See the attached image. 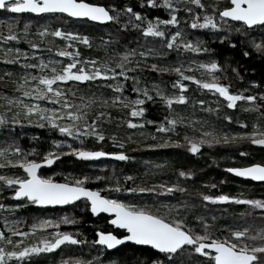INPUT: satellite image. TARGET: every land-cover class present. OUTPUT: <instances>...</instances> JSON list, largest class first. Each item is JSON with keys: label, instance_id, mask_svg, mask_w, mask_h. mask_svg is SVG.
<instances>
[{"label": "snow or ice", "instance_id": "obj_1", "mask_svg": "<svg viewBox=\"0 0 264 264\" xmlns=\"http://www.w3.org/2000/svg\"><path fill=\"white\" fill-rule=\"evenodd\" d=\"M141 9L163 8L167 18L149 17L145 12L135 10L131 3L118 6L116 2L102 3L100 0H0V10L5 13L29 14L32 19H26L22 27L15 20L0 21V60L5 63L19 65L23 75L12 81L11 94L0 93V135L8 141L0 146V169H19V174L0 173V201L5 199L4 193L15 200L8 204L0 202V264H33L34 258L41 255H54L62 246L83 245L86 240L79 228L62 230L61 225H72L81 222V217L74 212H65L56 217L41 216L32 219L26 226L22 218L8 219V213L25 208L29 204L37 206H71L73 209L83 202L82 211H88L92 216L109 214L106 221L111 230L94 227L95 239L91 246V258L83 255L68 257L60 256L53 259L52 264H121L119 258L108 257L111 251L125 242L148 246L153 252L152 258L141 256L138 264H193V257L202 258L200 264H264V197L248 198L243 194L232 195L198 193L203 202L235 203L250 206L245 212L239 213L241 218L253 217L259 223L254 227L251 223L241 226L221 225L215 228L216 217H208L193 213L195 203L188 200L175 199V202L153 200L152 205L130 201L127 198L110 195V193L150 194L152 197L173 196L179 192L184 194L188 189L180 183V178H191V170L178 169L177 179L172 183H158L152 186L135 184V177L119 175H66L60 181L53 175H42V166L52 165L61 156L71 154L83 160L110 157L119 161L135 159L126 151H105L84 147V140L93 138L96 142L111 140L120 149L132 141L133 134L127 139H120L117 133L110 135L103 131L106 123L113 119L109 109H127V118L123 122L132 129H144L153 125L154 130L147 134L139 133L144 139L149 136L157 139L156 133L168 134L161 137V142L144 143L143 148L156 149L163 147H186L187 151L198 154L207 145H239L248 142L250 145L264 146V91L250 92L248 88L234 89L231 81L223 73V66L215 59L201 61L190 59L187 63L177 60L174 66L163 63H148L150 56L166 57L168 52L175 51L179 56L185 51L206 53L211 51L202 40L193 41L181 30L180 12L190 29L226 30L237 32L249 40L251 47L260 55H264V0H227L221 6L219 0H138ZM59 17V23L65 20H86L105 24L111 22L121 29L138 30L144 37L159 38L168 52H160L148 46L141 48L125 47L123 51L111 48L112 40L101 38V44L111 56L102 60L98 56H83L80 45L92 48V38L75 30H65L63 27H48L39 24L42 19ZM35 20L38 24L36 32L30 31V25ZM239 25V27H234ZM172 28L171 32L169 29ZM61 38L63 45L42 48L41 43L47 37ZM27 40L28 49L8 46V42ZM223 42L228 37L219 36ZM243 43V41H241ZM232 47L234 40L229 39ZM43 53H48L45 58ZM249 55L247 50L243 53ZM112 56L118 57L113 60ZM59 57V59L57 58ZM66 58V59H65ZM142 67L164 74L174 73L176 79L171 82L172 91H166L164 86L153 82L151 86L141 83V78L130 73ZM236 69H233L235 72ZM195 72H199L197 76ZM188 73V74H186ZM11 71L0 74V81L12 76ZM243 79V77H239ZM131 80V92L126 95ZM193 82L199 89L206 90L217 99L215 108L207 107L204 99L192 98L193 107L201 106V111L217 113L223 107L237 109L241 112L254 113L255 117L249 128L248 121L237 116L224 114L223 119L235 123L241 130L225 129L209 126L202 117L187 116L177 113L176 105L187 107L190 101L186 94L189 84ZM249 84L256 87L258 82ZM106 88L110 95L97 94L93 90ZM87 88L90 94L82 89ZM234 89V90H233ZM146 102L164 106V116L160 120L147 119ZM240 102V103H238ZM10 114V115H9ZM135 118V119H134ZM122 120V117H116ZM37 124L39 127H49L68 139H54L47 151L40 153L37 148H23L15 136L16 126ZM119 127V125H117ZM178 127H190L192 135L187 131L183 139H172L171 134L177 133ZM196 133H199L198 135ZM10 138V139H9ZM73 142H79L80 147H74ZM137 144L140 141H135ZM67 149V151H64ZM33 155L41 158H31ZM241 155H247L241 152ZM107 167V165H105ZM227 172L238 177L264 182V161L252 162L240 167H230ZM89 181L104 182L103 188L88 186ZM132 183L133 186H127ZM223 183V181H221ZM206 186H208L206 184ZM216 188L217 185H210ZM104 193V194H102ZM153 208L156 210L153 211ZM192 215L193 221L188 217ZM26 227V230H20ZM51 229V231H49ZM119 230H123L122 232ZM27 238L33 242L27 243Z\"/></svg>", "mask_w": 264, "mask_h": 264}, {"label": "trees", "instance_id": "obj_2", "mask_svg": "<svg viewBox=\"0 0 264 264\" xmlns=\"http://www.w3.org/2000/svg\"><path fill=\"white\" fill-rule=\"evenodd\" d=\"M100 2L105 4L116 2L118 6H122L127 2L131 3L135 10L143 11L149 17L160 16L161 18H167V12L162 7L158 9L149 7L141 9L138 4V0H100ZM226 3L227 0H219V4L221 6ZM179 15L181 17L180 27L181 30L185 32L186 36L193 41H204V44H202L201 47H206L211 51L206 53H192L190 51H185L178 56L175 51L168 52V50L159 43V38L144 37L138 30L131 29L130 27L126 31L121 29L118 33V25L113 23L101 26L86 20L75 19L65 20L63 23H59V17H57L56 19H42L39 21V24L50 28L63 27L65 30H75L88 34L92 38V48L88 49L87 47L80 45L83 56H98L102 60L108 59L111 56V50L107 53L104 51V46L101 44V38L103 37L112 40V37H115V40L112 41L111 48H115L117 51H123L125 47H128L136 48L139 52L141 48L151 46L160 52H168L166 57L155 55L148 57L147 59L149 64L157 62L174 66L177 60L187 63L190 59L201 61L215 59L223 66L224 69L223 73L218 74L226 75L228 77L227 80H223L222 82L228 83L231 81L234 89L242 87L248 88L250 92L245 94L264 91V55L256 53L247 38L242 36L240 33H228L223 29H190L185 20L182 18L186 15V13L180 12ZM6 18L9 20H15L18 22V26L22 27L26 19H32L33 17L29 14L16 15L13 13H5L4 10L0 11V21L5 20ZM37 26V22L33 20V23L30 25V31L35 33ZM234 27H239V25L234 24ZM172 30L174 29L170 28L169 32ZM222 35L228 37V39L221 42L218 37ZM34 39L36 42L41 43L42 48L47 47L48 42H51L53 47L56 45H63L64 43L61 38L51 36L47 37L46 41H39L38 37H34ZM229 39L236 42L235 47L230 46ZM241 41H243V43H241ZM8 46L20 47L22 49L29 48L27 40L24 39H21L19 42L10 41L8 42ZM245 50L249 52L248 56L243 54ZM43 54L45 55V58H48V53ZM57 58L59 59V57ZM117 58L118 57L112 56L113 60ZM233 69H236V71L233 72ZM7 71H11L13 75L5 77L4 81H0V93L7 91L11 94V88L13 86L12 81L22 76L23 70L19 65L5 63L0 60V74ZM195 74L197 76L200 75L199 72H195ZM130 75L139 76L141 78V83H146L149 86H151L153 82H156L157 84L164 86L166 91H172L171 82L177 78L174 73L161 74L147 67H142L141 69L130 73ZM239 77H243V79L241 80ZM253 80L257 81L259 86L254 87L250 85L249 81ZM185 82L189 84V89L186 94L189 95L190 101L187 107L176 105L175 107L177 109V113H181L188 118H191L192 116L202 117L208 121L209 126H214L216 128H220L223 125L225 129L230 128L233 130H245L239 128V126L234 122L229 123L225 121L223 117L224 114L227 113L228 115H232L234 120L237 116H239L240 119L248 121L249 128L251 127V122L255 117L254 113L241 112L239 108L233 110L223 107L219 111V114H217L215 112L208 113L201 111V106L199 104H196L193 107L192 98L204 99L207 102L205 107L210 104L213 108H215L217 99L222 101L223 98H218V96H214L206 90L199 89L193 82ZM126 83L128 88L125 94L129 96L135 95L131 92L132 81L128 80ZM82 90L86 94H90L87 88ZM93 90L96 91L97 94H111V91L106 88H96L93 86ZM145 106L148 109L145 113L147 119L160 120L163 118L165 114L163 105L146 102ZM109 111H111L113 119L110 123H106L104 125L103 131L109 135L115 132L120 139H127L128 135L132 133V141L126 144L124 149H120L116 144L107 138L104 142H96L93 138H87L84 140V147L92 150L102 148L105 151L124 150L130 157H134L135 159L119 161L116 159L103 158L97 161H89L68 154L61 156L60 161L56 162L51 169L45 170L41 174L47 176L55 173L53 178L60 181L64 180L66 175L75 176L79 174H86L105 176L115 173L122 179L124 174H131L136 178V185L152 186L161 182H175L177 179L178 169L191 170L194 173L191 178H180V183L188 189V191L184 194L176 192L173 196L158 197H152L147 193L135 195L127 193H110V195L127 198L130 201L141 204L146 201L148 205H152L154 199L157 201L172 203L175 202V199L188 200L196 205L193 209V213L204 215L209 219H211V217H216L213 225L215 228H219L224 224H229L235 227L246 223H251L255 227L259 223L254 220L253 217L241 218L239 216V213L247 211L250 206L235 203L203 202L198 196V193L204 192L207 194H219L224 192L232 195L243 194V196L248 198L264 197V183H253L226 171V169L230 167H240L247 165L248 163L264 161L263 148L250 145L248 142H243L239 145H214L212 147L204 145L198 154L188 152L186 147L169 146L147 149L141 147V145L144 143L161 142L160 138L166 137L168 134L156 133V140H153L151 136H149L148 139H144V137L140 136L139 133L143 131L147 134L148 132L153 131V125H146L144 129H132L127 127V125L123 122L129 118L127 116V109L112 108L109 109ZM116 117H122L123 119L117 120L115 119ZM261 122L264 123V119H262ZM117 125H119V127H117ZM185 131H187L189 135L193 134L190 127H178L177 133H172L171 138L182 140ZM196 134L198 135L199 133ZM15 136L18 143L23 148L30 150L35 147L40 153L47 151L54 139H68L72 142V138H67L63 134L49 127H39L37 124H24L22 127L19 125L16 126ZM135 141H140V143L137 144ZM6 142L8 141L5 140V137L0 135V146H3ZM73 146L80 147L81 145L79 142H73ZM64 151H67V149H64ZM242 151L247 153V155L242 156ZM31 158L39 159L41 157L33 155ZM105 165H107V167H105ZM20 171L21 170L19 169H0V173L7 174H11L12 172L19 174ZM221 181H223V183H221ZM206 184L208 186H206ZM212 184L217 185V187L211 188L210 185ZM88 186L93 188H103L104 182L89 181ZM127 186H133V184L129 183ZM3 195L5 199L0 202L8 204L16 202L12 197L8 196L6 192ZM83 207V202H81L75 209L68 207L66 209L52 210L42 214L41 210L35 208L34 205L29 204L27 207L17 209L7 215L9 220L22 218V223L26 226L32 222L33 218L36 217H56L65 212H74L76 216L82 218L81 222L75 226L61 225L62 230H74L75 228H79L83 233V236L81 237H87L88 241H92L95 239L94 227L99 226L102 230L106 229L105 220L102 216L93 218L90 212L81 210ZM155 210L156 209L153 208V211ZM0 214H3V210H0ZM188 219L194 222L192 215H190ZM2 226L3 220L0 219V227ZM20 230H26V227H23ZM49 231H51V229ZM26 242L31 243L33 240L32 238H27ZM62 249L63 251L57 250L54 255H41L38 258H34L33 264H52L53 259H59L60 256L75 257L83 255L85 257H91L90 251H95L94 248H78L75 245L62 246ZM141 256L152 258L154 256V252L148 248L127 245L117 250V252L111 253L108 259L111 260L116 257L121 260V264H138L137 258ZM201 261L202 258L193 257V264H200Z\"/></svg>", "mask_w": 264, "mask_h": 264}, {"label": "water", "instance_id": "obj_3", "mask_svg": "<svg viewBox=\"0 0 264 264\" xmlns=\"http://www.w3.org/2000/svg\"><path fill=\"white\" fill-rule=\"evenodd\" d=\"M0 11H3V10H0ZM13 14H16V13H13ZM16 15H23V14H16ZM92 23H95V24H97V25H101V26H105V25H109V24H111V22H108V23H105V24H99V23H96V22H92ZM259 147H261V148H263L264 149V146H259ZM104 158H106V159H114V158H110V157H104ZM100 159H103V158H97V159H94V160H89V161H97V160H100ZM61 160V157L59 158V160H57L56 162H58V161H60ZM56 162H54V164H52V165H47V166H42L41 167V169L39 170V172H40V174L43 172V171H45V170H48V169H51L55 164H56ZM231 174H233V173H231ZM233 175H235V174H233ZM236 176V175H235ZM238 177V176H237ZM241 178V177H240ZM242 179H245V178H242ZM245 180H248V181H253V180H251V179H245ZM253 182H255V183H264V182H258V181H253ZM40 209H66V208H68V207H70V206H38ZM99 215H106V216H109V214H99ZM95 217H97V216H95ZM110 217V216H109ZM123 231V230H122ZM127 244H132V245H135V244H133V243H131V242H125L123 245H120V246H117V248H116V250L117 249H119L120 247H122V246H124V245H127ZM136 246H140V245H136ZM141 247H145V248H150V247H148V246H141ZM151 249V248H150ZM115 251V250H114ZM111 252H113V251H111Z\"/></svg>", "mask_w": 264, "mask_h": 264}, {"label": "flooded vegetation", "instance_id": "obj_4", "mask_svg": "<svg viewBox=\"0 0 264 264\" xmlns=\"http://www.w3.org/2000/svg\"><path fill=\"white\" fill-rule=\"evenodd\" d=\"M251 182H253V181H251ZM253 183H255V182H253ZM263 184V183H262ZM81 203V202H80ZM35 206V208H37V209H39V210H41L42 212V214H45V213H47L48 211H52V210H59V209H40L37 205H34ZM71 207V206H70ZM91 214V213H90ZM99 216H102V217H104V220H105V225H106V229L107 230H111V226L106 222L110 217L109 216H106V215H99ZM99 216H97V217H99ZM93 218H97V217H95V216H92ZM119 231H121L122 232V230H119ZM78 238H80V239H84V240H86V243L85 244H83V245H75L76 247H78V248H92V246H91V241H88L87 240V237H81V236H78ZM96 238V237H95ZM127 245H131V246H135V247H141V246H136V245H132V244H127ZM127 245H124V246H127ZM124 246H122V247H124ZM122 247H120V248H122ZM119 248V249H120ZM143 248H145V247H143ZM119 249H117V250H119ZM148 249H150V248H148ZM117 250H115V251H113V252H111V253H114V252H117ZM152 250V249H151ZM86 258H91V257H86Z\"/></svg>", "mask_w": 264, "mask_h": 264}]
</instances>
